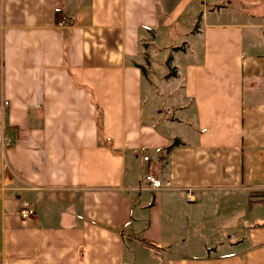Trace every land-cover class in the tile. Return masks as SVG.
<instances>
[{
	"label": "crops",
	"instance_id": "crops-1",
	"mask_svg": "<svg viewBox=\"0 0 264 264\" xmlns=\"http://www.w3.org/2000/svg\"><path fill=\"white\" fill-rule=\"evenodd\" d=\"M0 264H264V0H0Z\"/></svg>",
	"mask_w": 264,
	"mask_h": 264
},
{
	"label": "built area",
	"instance_id": "built-area-1",
	"mask_svg": "<svg viewBox=\"0 0 264 264\" xmlns=\"http://www.w3.org/2000/svg\"><path fill=\"white\" fill-rule=\"evenodd\" d=\"M8 145H10L9 139L5 137L2 138V146L5 147ZM144 161H147V158H144ZM144 182L148 186L147 189L151 191H169L173 189L170 182H162L152 175L145 176ZM188 201H193L192 197H189ZM19 215L24 220L30 219L32 216V210L28 206L24 205L22 209H20Z\"/></svg>",
	"mask_w": 264,
	"mask_h": 264
},
{
	"label": "trees",
	"instance_id": "trees-1",
	"mask_svg": "<svg viewBox=\"0 0 264 264\" xmlns=\"http://www.w3.org/2000/svg\"><path fill=\"white\" fill-rule=\"evenodd\" d=\"M171 61H172L171 58H168L167 61H166V67H167V69L169 70V74H168L167 77H172V76H174V74H173V72H172V69H173V68L170 67ZM173 71H174V69H173ZM178 145H179V143H178L177 141H174L169 147H167V148L164 150V152H165L166 154H169V153L172 151V149L175 148V147H177ZM151 204H152V202L150 203V205H151ZM145 245H147V246H151V245H149L148 243H145Z\"/></svg>",
	"mask_w": 264,
	"mask_h": 264
},
{
	"label": "rangeland",
	"instance_id": "rangeland-1",
	"mask_svg": "<svg viewBox=\"0 0 264 264\" xmlns=\"http://www.w3.org/2000/svg\"><path fill=\"white\" fill-rule=\"evenodd\" d=\"M177 44L180 45V43H177ZM177 44H176V45H177ZM161 57H163V59H164L165 55L163 54ZM159 58H160V56H157V57H156V60L159 59ZM161 66H162V63H160L159 66H155V67H154V70H153V71H154L156 74H158V75H160L161 72H162L161 69H160ZM172 72H173V74H175V72L173 71V69H172Z\"/></svg>",
	"mask_w": 264,
	"mask_h": 264
}]
</instances>
